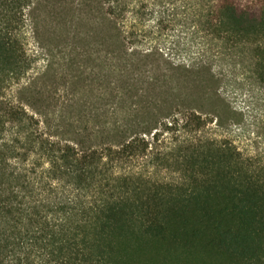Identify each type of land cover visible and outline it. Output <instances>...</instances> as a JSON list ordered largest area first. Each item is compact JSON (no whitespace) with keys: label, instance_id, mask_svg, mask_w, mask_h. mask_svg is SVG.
I'll return each mask as SVG.
<instances>
[{"label":"trees","instance_id":"obj_1","mask_svg":"<svg viewBox=\"0 0 264 264\" xmlns=\"http://www.w3.org/2000/svg\"><path fill=\"white\" fill-rule=\"evenodd\" d=\"M226 60L264 92V0H0V264H264V154L192 94Z\"/></svg>","mask_w":264,"mask_h":264},{"label":"rangeland","instance_id":"obj_2","mask_svg":"<svg viewBox=\"0 0 264 264\" xmlns=\"http://www.w3.org/2000/svg\"><path fill=\"white\" fill-rule=\"evenodd\" d=\"M202 40L199 36L183 37L180 40L179 61L199 59ZM218 73L217 81L209 80L202 93L197 89L198 79L193 83V98L203 102L204 114L209 119L219 117L222 127L214 123L205 129L209 136L218 139H229L249 155L264 154V129L262 139L256 137L258 127H262L264 119V92L256 81L251 64H237L234 60L221 61L213 64ZM204 98V99H202ZM229 109L233 112L228 111Z\"/></svg>","mask_w":264,"mask_h":264}]
</instances>
